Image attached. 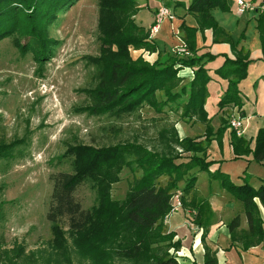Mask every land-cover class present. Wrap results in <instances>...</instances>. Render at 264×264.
Segmentation results:
<instances>
[{
    "label": "trees",
    "instance_id": "obj_1",
    "mask_svg": "<svg viewBox=\"0 0 264 264\" xmlns=\"http://www.w3.org/2000/svg\"><path fill=\"white\" fill-rule=\"evenodd\" d=\"M71 1L0 0V39L14 35L20 50L31 51L35 59L43 58L50 51L45 26ZM230 1L233 0H187L183 4V0H179L196 26L179 23L178 37L191 54L178 56L156 50L153 39L147 38L148 29L134 20L139 9L136 0H96L98 54L86 57L94 82L81 90L85 103L76 108L77 111L111 115L116 119L143 105L158 114L167 106L182 118L197 119L204 127L200 135L178 137L172 123L163 124L156 131L155 146L150 149L132 141L98 146L68 144L63 155L70 157V169L49 177L51 190L45 218L54 247L63 246L62 228L66 223L77 251L92 264H109L115 258L129 264H179L177 256L168 254L167 250H178L180 240L174 238L172 231L165 230L163 219L170 209L171 194L178 189L182 211L193 209L192 221L197 228L204 229L211 210L207 202L196 197L197 171L207 172L209 178L218 180L232 198L241 202L247 228H239V216L234 215L225 224L230 243L246 250L262 241L264 221L256 201L264 209V185L253 187L247 179L234 183L219 170L208 171L212 161L206 160L210 141L215 139L219 145L221 133L227 126L226 119L221 118L220 126L214 129L206 118V85L213 76L224 80L216 106L239 107L238 82L247 75V66L252 60L242 47L238 51L233 48L229 35L212 18L213 9L230 11ZM207 29L211 31V42L228 43L232 56L202 51L196 46V33ZM255 30L261 51L259 59L264 63V10L257 11ZM129 48L156 51V57L152 62L140 55L132 58ZM217 56L222 61L210 70L205 64ZM182 69H188L189 73L181 75ZM163 117L151 120L157 123ZM228 141L234 157L250 154L254 161H264V123L257 129L252 147H249V139L237 137L231 130ZM15 143L17 141L0 143V158L9 159L19 142ZM123 167L132 169L133 175L124 196L113 199L111 185L119 180ZM82 183L93 192L94 203L87 209L80 208L72 195ZM202 256L203 264H215L216 259L206 246H203ZM0 264L46 263L40 262L34 251L13 244L11 247L0 245Z\"/></svg>",
    "mask_w": 264,
    "mask_h": 264
},
{
    "label": "rangeland",
    "instance_id": "obj_2",
    "mask_svg": "<svg viewBox=\"0 0 264 264\" xmlns=\"http://www.w3.org/2000/svg\"><path fill=\"white\" fill-rule=\"evenodd\" d=\"M258 2L259 0H253L252 4ZM166 3L167 1L166 6L169 5ZM262 3L264 7V0ZM230 4L232 10L233 3L230 1ZM229 12L213 9L211 15L217 25L229 35L233 48L236 51L240 49L243 37H246L249 44L257 42L256 16L250 20L253 24L247 30L246 14L235 15ZM135 16L137 22L141 19L144 28L149 25L144 9L136 12ZM45 31L50 40V51L41 59H35L29 50H20L16 45L18 38H14V35L0 39V143L19 142L9 159L0 158V245L11 247L13 244H21L26 251H34L40 262L46 264H92L77 251L65 220L62 228L63 246L54 247L45 218L51 190L50 175L70 169V157L63 155L66 146L76 143L98 146L132 141L150 149L155 146L156 131L163 124L167 126L172 123L178 137H181L200 135L204 123L193 117L182 118L179 113L168 110L167 106L163 107V113L158 114L143 105L135 112L122 114L116 119L111 115H88L77 111L76 108L85 103V95L81 90L94 82L90 77L91 69L86 57L98 54L96 0H72L56 12L55 18L45 26ZM170 43L177 44L173 38ZM163 51L171 52V49ZM129 53L132 58L140 55L148 62L154 60L149 58L150 52L142 49L129 48ZM208 94L206 102L210 113L216 108L214 104L217 96L213 89ZM227 111H223L226 116H220L219 119H225L230 113ZM161 116H164L163 119L156 121L157 123L151 120ZM229 132L226 126L219 138V148L223 152L229 150L233 153L228 141ZM176 150L180 151L179 148ZM132 175V169H121L119 180L111 185V198L121 199L124 196ZM72 195L82 209H87L94 203L93 192L85 183L78 185ZM232 202L229 210L222 213L220 211V217L226 223L238 211L242 213L241 202L235 199ZM223 208L221 205V210ZM175 215L180 218L181 227L171 230L187 252H184V256L180 255V246L178 250L169 248L167 253L176 255L179 264H203L201 252L188 255V251H193L190 247L195 233H199L200 238L203 228H197L189 215L183 214L180 208L170 214L167 220L163 219L166 231V224ZM211 219L212 215L208 217L205 232ZM203 243L204 240L201 245ZM226 258L228 264L237 260L234 251L227 253ZM109 264L129 263L115 258Z\"/></svg>",
    "mask_w": 264,
    "mask_h": 264
},
{
    "label": "crops",
    "instance_id": "obj_3",
    "mask_svg": "<svg viewBox=\"0 0 264 264\" xmlns=\"http://www.w3.org/2000/svg\"><path fill=\"white\" fill-rule=\"evenodd\" d=\"M139 6V10L146 11L147 17V25L146 29L151 25V21L153 18V13L156 7L159 4V0H136ZM169 5L167 7L173 14L172 19L163 20L157 31L153 34V42L156 44V50H169L171 49L172 43H170V39H174V42H179L178 37V25L180 22H184L185 24L194 26V20L191 15L185 12L184 6L179 5V0H166ZM165 1V2H166ZM251 1L252 9H249L242 14H246V22L245 29H250L252 24L250 20L255 16H257V11H260V5H263V1L259 0L258 3H253ZM164 2V3H165ZM187 0H183V4H185ZM166 3V4H167ZM232 10L229 13L235 12V4L234 0L232 1ZM264 10V9H263ZM232 14V15H234ZM249 14V16H248ZM239 15V14H238ZM137 17L134 15V20L138 24L144 25L141 22H137ZM201 35V36H200ZM200 37V38H199ZM254 37V35H253ZM197 38V47H201L202 51L207 50L211 53H225L229 56H232L231 51L227 43L224 42H211V31L209 29L204 30L201 34H196ZM170 46V47H169ZM240 46L248 52V56L251 62L247 66V75L245 78L241 79L238 82V89L240 91L241 104L240 106L228 105L222 108H218L215 105V110L212 112H208L207 110V99H208V91L213 89L214 95L217 96V100L222 94V90L225 86V81L213 76L211 80L208 81L207 88V97L204 103V109L207 112V117L209 118V123L216 128L217 124L220 123L221 119L219 117L226 116L223 111L228 110L227 112L239 113L243 116L242 126H243V134L242 136L246 139H249L252 144L249 142V147L253 146V138L255 133L259 127H261L264 123V63L259 59L261 56L260 45L257 42L253 44H249L246 41V37H243L240 40ZM167 47V49H165ZM156 52H150L149 58L155 59ZM222 61L220 56L215 57L211 61H208L205 65L210 70L217 67ZM187 69H182L181 74H185ZM212 102V101H211ZM226 119V118H225ZM230 130V129H229ZM185 136V135H183ZM182 137V136H181ZM225 139V138H224ZM223 139V140H224ZM222 141V138H221ZM207 157L206 160H211L212 163L208 166V171L212 172L213 170H219L228 175L229 179L234 183H241L243 179H247V182L253 186L257 187L260 184L264 185V161L256 162L251 158L250 154H242L234 157V154L227 150L223 152L215 139L210 141V144L207 148ZM196 179L194 182V188L196 190V197L199 200H208V204L211 209V224L205 232L204 236V245H201L200 238L198 237L199 233H195L193 243L190 249L193 251H188V255H194V253H203V246H206L209 249V252L213 254L216 259L215 264H228V259L226 258V254L232 253L237 256V260L231 261L230 264H254L262 260L264 253V223L261 225L263 239L258 244L254 246L248 247L246 250H241L238 245L231 244L228 238V233L226 229V221L222 220L220 217L221 213L226 210H229L233 205V199L231 196L227 195V192L219 185L218 180L211 179L208 176V173L205 171H197ZM216 183V185L214 184ZM215 186V187H213ZM228 197V198H227ZM221 200V202H220ZM207 202V201H206ZM258 212L260 218L264 221V209L261 205L256 201ZM221 205L224 208L221 210ZM232 212V210H231ZM186 212L183 211V214ZM187 214V213H186ZM234 215L239 216V228L246 229L247 223L245 219V215L238 211ZM232 215V216H234ZM167 230L172 231L171 229H177L181 227L180 218L177 215L172 216L169 220ZM201 228V227H200ZM202 229V228H201ZM174 233V232H173ZM197 234V235H196ZM174 238H177V235H174ZM183 246L180 247L179 252L180 255L184 256ZM236 261V263H234Z\"/></svg>",
    "mask_w": 264,
    "mask_h": 264
},
{
    "label": "built area",
    "instance_id": "obj_4",
    "mask_svg": "<svg viewBox=\"0 0 264 264\" xmlns=\"http://www.w3.org/2000/svg\"><path fill=\"white\" fill-rule=\"evenodd\" d=\"M166 0H159V4L156 7L152 23L148 27V39L151 40L153 37V34L157 31L160 23L165 19H172L173 14L169 10V8L165 5ZM235 4V12L237 14H242L243 12L252 9L253 6L251 5V2L249 0H234ZM260 11L264 9L263 5H260ZM171 52L178 56H189L190 52L186 49L183 42L179 39V42L177 44L172 45ZM242 119L243 116L239 113H232L230 112L229 115L226 117V123L228 128L234 133L235 136H242L243 134V126H242ZM181 192L177 189L174 190L171 194L169 204L170 209L169 212L164 216V220H167L168 216L172 213H175L178 209H180L181 201H180ZM185 212L192 220L191 215H194L193 209H185ZM189 224L191 225V221H189ZM197 229L196 227L194 228ZM263 253H264V247H263ZM254 264H264V256L261 261L254 263Z\"/></svg>",
    "mask_w": 264,
    "mask_h": 264
}]
</instances>
